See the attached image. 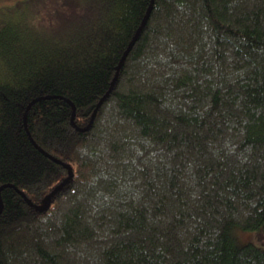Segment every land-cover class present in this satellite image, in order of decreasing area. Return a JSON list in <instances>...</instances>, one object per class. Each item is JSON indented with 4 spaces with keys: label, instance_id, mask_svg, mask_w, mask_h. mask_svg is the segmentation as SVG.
I'll return each mask as SVG.
<instances>
[{
    "label": "trees",
    "instance_id": "1",
    "mask_svg": "<svg viewBox=\"0 0 264 264\" xmlns=\"http://www.w3.org/2000/svg\"><path fill=\"white\" fill-rule=\"evenodd\" d=\"M45 1L0 27V264H264V0H152L118 71L151 0Z\"/></svg>",
    "mask_w": 264,
    "mask_h": 264
},
{
    "label": "rangeland",
    "instance_id": "2",
    "mask_svg": "<svg viewBox=\"0 0 264 264\" xmlns=\"http://www.w3.org/2000/svg\"><path fill=\"white\" fill-rule=\"evenodd\" d=\"M29 1L30 0H0V27H2L3 25H15L23 21V19H25V13H26L25 10H23L22 7L17 8L16 6H12V5L14 3L19 4L20 2H24V5H21L24 7L25 5L30 3ZM83 2L84 0H62V3L58 5V7H56L53 2L51 3L49 0H46L45 2H43L39 10H48L49 13H52L51 12L52 10H63L61 9L62 5L68 6L70 4H73L77 6L78 4L82 5ZM10 6L16 7V8H11ZM31 6H33V2L31 3ZM2 8H5L6 10L4 11L2 10ZM31 10H34V9H31ZM0 73L1 74L5 73V68L3 67L1 63H0ZM233 234L236 240L240 244H246L248 242H252V244L256 247H260L261 244H264V236L258 232L241 231V230L235 229L233 231Z\"/></svg>",
    "mask_w": 264,
    "mask_h": 264
},
{
    "label": "water",
    "instance_id": "3",
    "mask_svg": "<svg viewBox=\"0 0 264 264\" xmlns=\"http://www.w3.org/2000/svg\"><path fill=\"white\" fill-rule=\"evenodd\" d=\"M151 4H152V0H151L150 3H149V7H148V9H147V11H146V14H145V16H144L142 22H141L140 27L137 29L135 35L133 36L131 42H130L129 45H128L126 51L124 52L123 56L121 57V59H120V61H119V64H118V66H117V68H116V71H118L120 65L122 64V61H123L124 58H125V55H126L127 51L129 50V48L131 47L133 41L135 40V38L137 37L139 31L141 30V26L143 25V23L145 22V19L147 18L148 14H149V11H150V8H151ZM116 78H117V72H116V74H115V76H114V78H113L111 84H113V83L115 82ZM105 95H106V94H105ZM104 97H105V96H103V97L99 100V102H98L97 105H96V108L99 106L101 100H102ZM95 110H96V109H95ZM95 110H94V112H93V115H94V113H95ZM93 115H92V117H91V121H92ZM70 177H71V172H69L68 177H67V178H66V179H65V180H64V181H63V182H62L57 188H55L54 190H52V191H51V192L45 197L44 204H43L42 206H34V205H32V206H33L36 210H38V211L44 210V209L47 207V205H48L49 199H50V198H51V197H52V196H53V195H54L59 189H61V187L65 184V181H66L68 178H70ZM28 203H30V202L28 201ZM0 208H1V202H0Z\"/></svg>",
    "mask_w": 264,
    "mask_h": 264
}]
</instances>
